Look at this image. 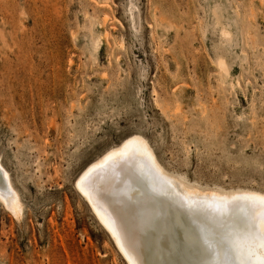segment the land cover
Instances as JSON below:
<instances>
[{
  "label": "rangeland",
  "instance_id": "obj_1",
  "mask_svg": "<svg viewBox=\"0 0 264 264\" xmlns=\"http://www.w3.org/2000/svg\"><path fill=\"white\" fill-rule=\"evenodd\" d=\"M133 136L192 186L264 193V0H0V159L22 204L0 202V264H127L75 185Z\"/></svg>",
  "mask_w": 264,
  "mask_h": 264
},
{
  "label": "bare ground",
  "instance_id": "obj_2",
  "mask_svg": "<svg viewBox=\"0 0 264 264\" xmlns=\"http://www.w3.org/2000/svg\"><path fill=\"white\" fill-rule=\"evenodd\" d=\"M220 29L222 39L230 42L231 32ZM100 48L98 38L90 46L91 57L96 58ZM218 60L228 76L227 63ZM0 168L7 173H0V202L20 217L19 194L1 159ZM75 187L127 264H200L209 259L205 238L217 243L231 228H242L253 213L248 198L264 197L249 189L192 186L167 172L140 136L127 138L89 164ZM254 211L259 215L261 209ZM218 251L222 257L223 247Z\"/></svg>",
  "mask_w": 264,
  "mask_h": 264
},
{
  "label": "snow or ice",
  "instance_id": "obj_3",
  "mask_svg": "<svg viewBox=\"0 0 264 264\" xmlns=\"http://www.w3.org/2000/svg\"><path fill=\"white\" fill-rule=\"evenodd\" d=\"M0 173L7 176L3 168ZM248 200L253 208L252 215L245 218L242 228H231L217 243L205 238L209 259L200 264H264V197ZM257 206L261 209L259 215L254 211ZM219 247L224 250L222 257Z\"/></svg>",
  "mask_w": 264,
  "mask_h": 264
}]
</instances>
